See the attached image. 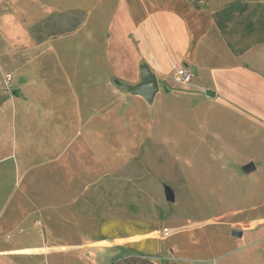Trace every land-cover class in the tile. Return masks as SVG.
I'll return each instance as SVG.
<instances>
[{"label":"rangeland","instance_id":"rangeland-1","mask_svg":"<svg viewBox=\"0 0 264 264\" xmlns=\"http://www.w3.org/2000/svg\"><path fill=\"white\" fill-rule=\"evenodd\" d=\"M91 1L0 0V264H106L111 255L126 254L143 255L155 264H234V257L248 251L252 261L241 262L264 264V137L246 128L234 131L239 135H220L213 131L211 113L205 115L209 130L197 129L195 100L187 90L163 88L147 101L130 92L135 81L115 74L100 84L101 96L83 92L85 87L73 91L72 72L65 70H71L75 53L89 56L91 20L70 36L62 31L74 26L78 12L84 17ZM231 1L199 0L196 5L212 14ZM241 1L249 9L235 16L227 35L240 53L264 40V0ZM28 72L48 77L36 85L45 91L32 103L39 108L32 120L36 138L42 133L47 140L67 141L49 142L53 160L42 168L46 181L50 173H63L60 186L66 182L64 172L71 171L75 190L61 196L10 192L16 191L14 166L24 169L29 148L19 145L15 159L9 136L17 130L23 143L27 132L14 128L8 113L12 100L28 99ZM111 116L127 125L126 134L122 126H102L116 122ZM79 121V143L72 144ZM53 149L61 152L57 162ZM250 161L256 169L245 173ZM166 187L173 201L166 199ZM232 230L241 231V237ZM97 238L124 242L116 251L95 250L96 243L88 240ZM25 248L33 249L25 255Z\"/></svg>","mask_w":264,"mask_h":264},{"label":"crops","instance_id":"crops-1","mask_svg":"<svg viewBox=\"0 0 264 264\" xmlns=\"http://www.w3.org/2000/svg\"><path fill=\"white\" fill-rule=\"evenodd\" d=\"M91 3L81 23L64 34L70 36L76 31H81V28L87 26L91 20L92 36L91 40L89 39L91 46L89 56L84 59L82 52H79V57H76L75 53L71 70L64 69L66 73L72 72L69 79L73 81V91L75 88L85 87L86 91L83 92L89 91L94 98L101 96V91L98 90L100 84L115 74L121 76L120 78L129 79L128 81H135L132 84L134 85L141 81L140 66L146 65L157 79L158 91L153 99L163 88L167 91L187 90L192 94L191 98L195 100L192 112L197 129L209 130L206 127L205 115L211 113V125L217 128L213 131L216 133L219 131L220 135L221 133L239 135L234 131L240 132L246 128L245 131L254 130L264 137V59L261 58L264 56V43L242 53H234L215 26L211 13L190 0H92ZM42 44L44 43L38 46ZM86 67H91L90 73L85 72ZM181 67L187 68L192 74L190 83L184 86L172 82L174 71ZM44 76L45 74L32 75L28 72L25 77L29 92L27 101L23 102L17 98L11 101L12 105L8 113L10 123H16L14 128L20 131L25 129L27 133L25 134L26 142L20 143L21 132L16 130L15 135L9 136L8 144L11 151L15 152V159H17L19 145L24 144L29 148L27 151L29 155L23 157L26 163L24 169L14 166L16 191L11 190L12 193L22 195L57 193L61 196L67 191L75 190L71 171L64 172L62 177L66 176V182L64 181V185L60 186L62 182L59 178L63 173H50L52 178L46 181L45 177L48 176L42 170L53 160L52 155L49 156V142L52 144L60 143L59 141L67 142L66 139L47 140L42 137V133L37 134L38 138H36L32 120L33 114L39 108L32 103L38 95H44L45 89L43 91L36 86L39 81H45L48 78ZM85 82L89 85L83 86ZM207 91L213 92L214 95H207ZM19 92L20 89L16 94L18 95ZM199 111L204 114L201 121L197 119ZM76 112L82 115L81 107L79 110L77 108ZM3 115L4 113L0 112V140L3 137ZM111 118L116 122L105 121V117L101 120V123L105 121L102 126L107 127L108 124L111 127L122 126L123 129L120 130L126 134L127 125L113 119V116ZM80 121L78 127H73L72 144L79 143L77 138L83 129ZM36 126L41 127V124L36 123ZM199 135L197 133L195 137L198 138ZM209 135L217 139V143L218 140L221 141V136L215 137L210 133ZM45 146L48 148L45 149ZM30 152L38 154L39 157L33 158ZM51 152L58 153L56 162L60 160L59 149H53ZM27 167L29 170H26ZM72 173L75 176L74 172ZM78 241L84 240L78 237ZM88 241L92 245L96 243L95 250L115 249V251L124 242L123 239L118 238H97ZM107 241L110 242L109 245H106ZM102 242H105V245L101 244ZM32 249L25 248L22 253L27 255L32 252ZM83 256L89 258L82 252ZM253 257V254L248 251L234 257V264H245L241 262V259L245 258H248L249 263ZM110 258L115 257L111 255ZM95 260L99 263L97 255Z\"/></svg>","mask_w":264,"mask_h":264},{"label":"trees","instance_id":"trees-1","mask_svg":"<svg viewBox=\"0 0 264 264\" xmlns=\"http://www.w3.org/2000/svg\"><path fill=\"white\" fill-rule=\"evenodd\" d=\"M190 1L193 4H198L199 0H190ZM248 9H249V6L247 2H244L241 0H233L211 14L215 26L217 27V29L219 30V32L225 39L228 47L234 53H240L241 51H238L233 48V45L228 40L227 35L231 33L230 27L232 26L231 24L233 23L235 16L244 14L245 12L248 11ZM78 14L79 16L77 18L75 17L76 20L74 19L75 21L74 26H72L71 28L67 30L62 31L63 35L75 29V27L79 25L81 21L84 19L81 12H78ZM244 29H246L247 32H249V30H252V25L249 23V25H247V27H245ZM30 31L32 34H34L33 29H30ZM34 38L40 42L39 38L36 37L35 35H34ZM263 43H264V40L258 41L254 45H259ZM106 264H155V262L143 255L126 254V255L117 256L111 259Z\"/></svg>","mask_w":264,"mask_h":264},{"label":"water","instance_id":"water-1","mask_svg":"<svg viewBox=\"0 0 264 264\" xmlns=\"http://www.w3.org/2000/svg\"><path fill=\"white\" fill-rule=\"evenodd\" d=\"M140 74L141 81L134 85H130L129 90L131 93L141 95L147 101H151L154 94L158 91L157 79L146 65L140 66ZM206 94L210 96L214 95L211 91H207ZM255 169V164L252 161L243 166V171L245 173L253 172ZM165 195L168 201H173V192L168 187L165 188ZM231 234L236 237H241L242 235L241 231L238 230H232Z\"/></svg>","mask_w":264,"mask_h":264},{"label":"built area","instance_id":"built-area-1","mask_svg":"<svg viewBox=\"0 0 264 264\" xmlns=\"http://www.w3.org/2000/svg\"><path fill=\"white\" fill-rule=\"evenodd\" d=\"M191 78H192L191 72L184 67L176 69L173 73V82L176 85H181V86L187 85L190 83Z\"/></svg>","mask_w":264,"mask_h":264}]
</instances>
